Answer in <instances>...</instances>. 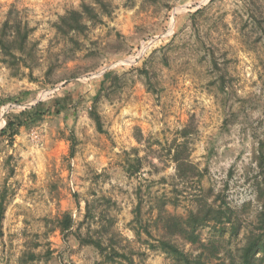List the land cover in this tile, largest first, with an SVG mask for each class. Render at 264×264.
<instances>
[{
    "label": "rangeland",
    "instance_id": "374dc122",
    "mask_svg": "<svg viewBox=\"0 0 264 264\" xmlns=\"http://www.w3.org/2000/svg\"><path fill=\"white\" fill-rule=\"evenodd\" d=\"M81 1L0 0V26L17 17L36 44L30 68L0 52V129L7 115L73 96L65 112L20 127L12 144L0 137V264L100 262L76 231L103 243L111 235L134 264H180L158 247L162 237L203 264H228L264 207V0H104L112 8L85 33H58L54 22ZM183 140L202 173L186 183L168 151ZM203 197L237 215V236L213 221L194 227L195 242L168 234L167 224L191 231L186 219ZM64 214L72 225L61 232Z\"/></svg>",
    "mask_w": 264,
    "mask_h": 264
},
{
    "label": "trees",
    "instance_id": "16d2710c",
    "mask_svg": "<svg viewBox=\"0 0 264 264\" xmlns=\"http://www.w3.org/2000/svg\"><path fill=\"white\" fill-rule=\"evenodd\" d=\"M133 0H125L126 6H131ZM112 8L109 2L104 0H92V2L82 0L79 8H69L58 17L53 26L55 30L62 35L85 33L88 23L95 24L101 21L102 13H109ZM30 28L27 23L13 17L11 20L6 19L0 26V52L4 56L5 62L10 66H23L30 68L35 61V43L29 40ZM111 76V72H105L98 90L93 96V103L99 98L100 94L105 90V82ZM26 92H20L19 96H15L14 101H19ZM73 96L69 92H65L60 96H55L48 101H38L29 108L21 110L18 114H10L6 116L5 124L0 129V137L6 138L12 144L14 136L18 133L20 127H28L43 115H59L72 106ZM90 117L94 120L98 129H101L100 118L95 110L94 105L89 111ZM181 137H187L188 131L182 128L178 131ZM170 160L174 163L175 178L186 183L193 179L199 180L202 173L189 159L190 150L186 148L185 140L172 144L169 148ZM259 167L263 171V177L256 184L258 191L257 198L263 201L264 198V151L260 149ZM132 172L139 171L140 159L136 156L133 159ZM130 171V170H128ZM195 208L190 211L186 223L191 226V231H187L181 225L167 224V232L170 236L180 233L190 242H195L194 227L196 225H204L211 221L214 223H228L230 225V233L237 236L240 231V223L237 215L230 208H222V206H213L203 197L198 200ZM88 209V206H86ZM138 209V207H137ZM90 210L88 209V213ZM4 213V195L0 194V227ZM72 225L71 216L64 214L58 222L57 228L64 232ZM176 229H175V227ZM178 227V228H177ZM1 229V228H0ZM245 233L239 245L236 246L233 253L229 255L228 264H264V207L260 209L254 217L246 224ZM76 239L82 245H92L101 257V261L97 264H134L130 252L114 247L111 244L112 236L109 237L108 243H103V238H93L92 236H82L79 232H75ZM186 235V236H185ZM159 248L166 252L172 259L180 264H203L200 257L191 258L190 255L180 250L174 242L169 238L159 239Z\"/></svg>",
    "mask_w": 264,
    "mask_h": 264
}]
</instances>
